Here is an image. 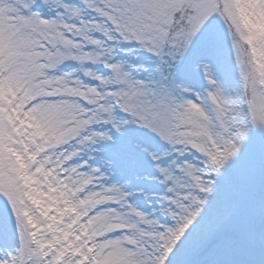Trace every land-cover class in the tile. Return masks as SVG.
Segmentation results:
<instances>
[{
  "label": "snow or ice",
  "instance_id": "1",
  "mask_svg": "<svg viewBox=\"0 0 264 264\" xmlns=\"http://www.w3.org/2000/svg\"><path fill=\"white\" fill-rule=\"evenodd\" d=\"M0 264H264V0H0Z\"/></svg>",
  "mask_w": 264,
  "mask_h": 264
}]
</instances>
